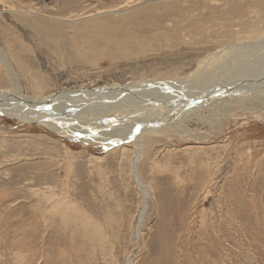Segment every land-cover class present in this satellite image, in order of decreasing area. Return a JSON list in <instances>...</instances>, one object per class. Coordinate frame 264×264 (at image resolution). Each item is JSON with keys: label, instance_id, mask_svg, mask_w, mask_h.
I'll use <instances>...</instances> for the list:
<instances>
[{"label": "rangeland", "instance_id": "obj_1", "mask_svg": "<svg viewBox=\"0 0 264 264\" xmlns=\"http://www.w3.org/2000/svg\"><path fill=\"white\" fill-rule=\"evenodd\" d=\"M47 27L86 46L53 54ZM5 33L24 45L0 43L19 93L70 98L41 111L92 142L0 116V264H264V81L241 77L264 53V0H0ZM205 75L229 90L184 109L189 134L147 137L135 160L131 138L100 141ZM11 81L0 63V103Z\"/></svg>", "mask_w": 264, "mask_h": 264}, {"label": "bare ground", "instance_id": "obj_2", "mask_svg": "<svg viewBox=\"0 0 264 264\" xmlns=\"http://www.w3.org/2000/svg\"><path fill=\"white\" fill-rule=\"evenodd\" d=\"M8 11L11 12L12 15H15L16 13H19V12L14 13L15 12L14 10H8ZM35 14H36V16H40V14L37 13V12ZM47 14H48L47 15L48 19H51V20H55L56 19L55 16H54V12H50V13H47ZM42 30H43L42 33L46 36V43H47V45L49 47H51L50 50L53 52V54L59 53L60 52V47H63L62 50H61V53H65L66 51H72V50H74V49H76L78 47H81V45L84 46V47L86 46L85 43H82L83 41H79L77 38L67 37L66 34L61 33V31H59V29H57V28L47 27V28H42ZM12 38H13V34L12 33H5L2 36H0V43H3V46L9 44L11 48L12 47L14 48L16 46L24 47V45L19 43V42H13L12 43L10 41V40H12ZM247 45H244V46H247ZM241 48H239V49L241 50ZM9 51L11 53L10 52H5L3 47L0 45V63L3 64V69H4L5 73L12 80L11 81V91H9L8 94L13 96L15 99L11 100L9 98L10 99V100L8 99L9 102L7 101L5 103H0V116L3 115L5 117H9V118H10V116H12V117L15 116V118L17 116V119L19 120L20 124H21L22 121H28L30 123H33V124L39 126V127H43L45 129L49 130L50 132L52 131V132L56 133L58 137H61V138H64V139H68V140H71V141L77 140V141H82V142L83 141L92 142V140H90L86 136H83V134H81V132L78 129H76L75 127H72V126L67 127V125L62 124L66 128L61 129L57 125V123H61V122L58 121L57 118H52V116H49V114H46V113H44V111H41L44 108V110L46 112L47 109L50 108V107H46V104H50L52 107L56 106L54 108H57L58 106H60V104H63V103H65V105L74 104L73 101L68 100L70 98L67 99L65 96H62L61 98L59 96H51V97L48 96L45 99H41V100L37 99V100H35V99H30V98L25 99L23 97V95H21L19 93L18 85H17V81H16V75H15V72L13 71V69L11 68V62L9 61V58L7 57L10 54H11V56H14L15 52L12 51V49H10V48H9ZM242 51H244V50H242ZM262 54L263 55L260 57L261 59L258 62L254 63L253 65L248 66V69L245 68V69H243L241 71V77L242 78H247L246 80L248 81L249 86H251V85L253 86V84H255V83L258 84L257 82H263L264 81V53H262ZM62 58H64V57L62 56ZM235 67H237V66H235ZM208 71H211V70H208ZM206 74H207V72H206ZM209 74H210V72H209ZM227 74H228V72H227ZM208 76H210V75H207V76L205 75L204 78H202L201 80L198 79L199 77L196 78L193 81V83L191 84V86H189V87H187L185 89L183 88L184 90L181 89L183 92L184 91L186 92L185 94H180L179 96H178V94H176V95L174 94V96L172 95L169 98V100H167L166 102L161 103L162 104L161 107L165 108L162 113L163 114L166 113V115H163V116H160V117H156L155 119H151V118L143 119V121H141V123H140L143 126H141L138 123L139 127L137 129H135L134 131H131L129 133H126V134L124 133L125 134V138L123 136V137H119L118 139L116 138V140H115V139L111 138L113 136V134H112V136L108 135V134H105L104 136L102 135L103 138H101L100 141L104 145L108 146L109 149L110 148L113 149L114 147H119L120 145H122L124 143H127V140H129V138H131L132 142L135 144V149H134V154H135L134 155L135 156L134 160H135V159H137V157H139L141 155V141H143V139H145L147 137H150V136H153V137L162 136V135H165L166 133L167 134L171 133V130H174V129H175V131L182 132L183 134L184 133L189 134L187 130H184V129H186L185 128L186 121L184 122V120L185 119L188 120L191 116L187 117V115L189 113H187L184 109L188 108V111L193 112V109L196 108L195 107L196 104L200 103L199 105H197L198 107H201L204 104L203 101L206 100L204 98H207L208 96L209 97H217V96H220L221 94H223L226 91V89L229 90V87L228 86L226 87L224 85V82L226 80H218V79L214 78L213 80L205 83L204 80L208 79ZM254 77H257V78L254 79ZM230 79H233V78H230ZM176 82H178V80L177 81H173L171 83H143V84H139V85L135 84L134 86H132L130 88L138 89V88L141 87L142 90H146L145 92H148V91H156L157 92V90L158 91L159 90L170 91L168 88H171L172 90H175V92H176L177 91V88H175ZM248 83H246V84H248ZM263 85H264V83H261V84H258L257 86L258 87L259 86L262 87ZM126 87H128V86H126ZM126 87H125V89H126ZM230 91L233 92V91H235V89H231ZM156 92H155V95H156ZM105 94H107V93H105ZM17 95H21V99H20L21 102H20V100H18ZM74 95L75 94H71L70 96H74ZM201 95H203V98L201 99V101L204 99L202 102H200V100L199 101L198 100H194L193 102H188V103L183 102V98L191 99V98L199 97ZM107 96H108V94H107ZM14 100H15V102H14ZM10 101H13V102H10ZM58 101H60V102H58ZM77 101H79V100H77ZM111 102H112V100H111ZM172 102L175 103L173 105L174 107H172V108L171 107H166L169 103H172ZM87 103H89V102H86V105H83V104H85V103H83L81 105V107L86 108L87 107ZM241 103H243V101L242 102L241 101L240 102L237 101L235 104H233L232 107H230V106H227V107L234 108L235 106H239V104H241ZM246 103L247 102H245L244 105H246ZM248 103H249V101H248ZM177 104L178 105L180 104L181 106H177ZM158 106H156V107H158ZM182 106H183V108H182ZM98 107L101 108V106H98ZM96 109H98V108L96 107ZM177 110H179V111H177ZM105 111H108V108L105 109ZM109 111H110V109H109ZM105 113H107V112H105ZM117 116H118V114H117ZM179 116H180V118H179ZM84 117H87V116L85 115ZM90 119H92V118H89L87 120H90ZM104 119H106V118L104 117ZM54 120H57V121L54 122ZM40 121H43V122H46V123H43V122H40ZM78 132H80V133H78ZM97 142H98V140H97ZM131 172H132V176H133L136 184L141 185L142 183H140V180L138 179L137 173H136V170H135V161H133V160L131 161ZM52 207H53V205H52ZM53 209H56L55 206L53 207ZM57 209H58V207H57Z\"/></svg>", "mask_w": 264, "mask_h": 264}, {"label": "water", "instance_id": "obj_3", "mask_svg": "<svg viewBox=\"0 0 264 264\" xmlns=\"http://www.w3.org/2000/svg\"><path fill=\"white\" fill-rule=\"evenodd\" d=\"M113 88V87H112ZM93 90V89H92ZM107 90V89H106ZM221 90V89H220ZM5 91H0V94H2V95H4L3 93H4ZM78 92L79 91H73V92H68L69 94H71V93H75V94H78ZM5 93H7V92H5ZM80 93V92H79ZM8 96H9V94H7ZM203 98V95H201V96H199V97H196V98H191V99H187V98H183V102H185V103H188V102H193L194 100H201ZM203 101V100H202ZM201 101V102H202ZM53 102V101H52ZM51 102V103H52ZM175 103L174 102H172V103H169L166 107H174L173 105H174Z\"/></svg>", "mask_w": 264, "mask_h": 264}]
</instances>
